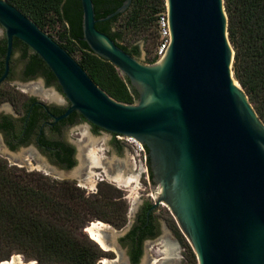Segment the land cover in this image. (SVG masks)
Returning <instances> with one entry per match:
<instances>
[{"label":"water","instance_id":"water-1","mask_svg":"<svg viewBox=\"0 0 264 264\" xmlns=\"http://www.w3.org/2000/svg\"><path fill=\"white\" fill-rule=\"evenodd\" d=\"M131 1L102 19L92 0L80 3L82 41L128 80L136 103L111 98L50 35L0 0L6 64L17 38L44 62L69 103L56 120L77 112L147 150L156 204L170 211L197 264H264V123L233 77L224 1L165 0L167 51L150 65L95 28Z\"/></svg>","mask_w":264,"mask_h":264},{"label":"trees","instance_id":"trees-1","mask_svg":"<svg viewBox=\"0 0 264 264\" xmlns=\"http://www.w3.org/2000/svg\"><path fill=\"white\" fill-rule=\"evenodd\" d=\"M32 20L42 31L55 21L66 26L65 45L70 55L77 49V62L95 85L111 98L125 104L137 100L128 80L119 76L109 62L94 55L82 41L80 0H5ZM227 16V36L234 51L232 73L256 113L264 123V0H223ZM96 19H102L119 8L124 0H92ZM104 5V8H102ZM158 16L166 12L165 0H132L125 11L135 24L141 12ZM121 15L96 23L95 28L107 35L123 51L139 57L138 46L130 49L119 44L121 35L113 31ZM155 62V57L150 63ZM52 76V74H51ZM53 77V76H52ZM147 151V150H146ZM11 168L0 161V240H17L36 248L40 264H97L103 256L99 246L83 233L84 225L99 204L90 202L73 183L43 178L35 186L32 180L13 176ZM34 174H28L34 179ZM27 176V174L25 175ZM101 209V208H100ZM99 209V210H100ZM119 216L125 217L121 206ZM122 226V225H121Z\"/></svg>","mask_w":264,"mask_h":264},{"label":"flooded vegetation","instance_id":"flooded-vegetation-1","mask_svg":"<svg viewBox=\"0 0 264 264\" xmlns=\"http://www.w3.org/2000/svg\"><path fill=\"white\" fill-rule=\"evenodd\" d=\"M7 48V35L0 25V78L8 66L7 75L0 83V158L24 167L36 163L38 168L60 178L74 170L70 181L60 180L74 185L79 180L86 182V174H92L91 169H99L98 175L93 174L99 183L116 187L117 183L109 179L107 174H121L134 177L136 181L132 185L135 186H139L144 177L151 189L153 183L148 160L142 165L138 153L118 139L117 135L92 126L77 112L56 120L66 112L69 103L53 74L17 38L12 39V49L6 64ZM46 91L55 93L59 100H49L43 96ZM84 124L87 126L85 131L82 128ZM104 133L106 143L104 139L98 140L95 145L100 147L94 153L90 148L92 140H88L91 136L96 138ZM111 154L114 155L112 160L108 159ZM91 156L97 158L98 166L93 165ZM117 188L127 187L117 185ZM90 195L94 196L93 203L96 204L129 205L125 210V225L118 229L111 226L103 229L101 235L107 248L96 243L103 252L98 264H187V253L182 248L179 233H175L161 220L160 206L163 204H156L152 194L113 197L95 190ZM177 228L180 231L178 225Z\"/></svg>","mask_w":264,"mask_h":264},{"label":"rangeland","instance_id":"rangeland-1","mask_svg":"<svg viewBox=\"0 0 264 264\" xmlns=\"http://www.w3.org/2000/svg\"><path fill=\"white\" fill-rule=\"evenodd\" d=\"M166 13V12H165ZM129 11L124 12L121 14L119 19L114 25V31L118 32L121 35V38L119 40V44L127 47L128 49L138 46L140 50V55L136 59L140 61L142 64L150 65L153 63H150L151 60L155 57L157 47L159 44V37H158V28H157V21L155 19V15H150L148 10H144L140 13L137 22L135 24L129 22ZM50 19L54 20L55 23L53 26H48L44 32L49 34L58 44L65 45L67 43V40L65 38L66 33V26H64L63 23H61L55 16H51ZM76 51L71 54V56L79 62L81 60V52L75 49ZM155 63V62H154ZM117 74L119 76H122L117 70ZM137 100H135L132 104L136 103ZM85 131L87 126L84 124L82 127ZM106 134L100 136V137H93L91 136L92 145L91 150L96 153L97 148L99 149L100 145H95L98 140L104 139L105 141ZM106 147V146H105ZM125 154L126 151H125ZM103 155V154H102ZM104 156V155H103ZM114 155H108V159H113ZM1 162H4L7 164L8 168L13 169L12 175L13 176H22L24 180H32V183L29 184V186H35L37 181L40 180L41 183H43V178L41 177H49L51 180H71L70 178L74 175V170H70L67 172L65 177H58L57 175H52L47 172V170H43L38 168V164L34 163L31 167H24L23 165L19 163H13L12 161H6L0 158ZM110 161V160H109ZM104 171V167L101 166ZM92 174H86V182L78 181L75 185L80 187L81 191L85 192V199H88L90 202L93 201V197L91 192H95L97 190L98 192L102 194H107L108 196L118 197V196H131L135 197L137 195H148L153 193L151 189H149V185L147 181L144 179V177L140 180V185L135 186L131 185L127 188H117L111 187L108 184L99 183V181L96 179L94 175H98L100 173L99 169H91L90 170ZM27 174V176H25ZM28 174H34V179H31L32 177H29ZM104 176V174H102ZM110 175L107 174V177ZM146 176V174L144 175ZM91 181V182H90ZM95 187V189H94ZM90 197V198H87ZM154 198V197H153ZM128 204L125 203L124 207L125 210L128 208ZM121 205H105V204H99L96 206V209H98L96 212H93L90 214V216L87 218V222L84 225L83 233L86 234L88 239L95 242L87 232V228L91 227L93 223H103L104 225L111 226L112 228L118 229L126 224L127 222V214L125 213V217H123V223L121 217L119 216V210ZM101 208V209H100ZM100 209V210H99ZM161 209V220H164L175 233H179V239L182 244V248L186 250L187 255V264H197L196 257L194 255V252L188 242V240L181 234V232L178 230L176 221L173 218V216L170 215V213L166 210L167 208L165 205L160 206ZM122 225V226H121ZM97 243V242H95ZM19 259L22 264H40V255L39 251L30 246L27 243L20 242L17 240L13 241H3L0 240V264L1 263H11L13 260ZM52 264H58L56 261H52ZM98 264V262H97Z\"/></svg>","mask_w":264,"mask_h":264},{"label":"built area","instance_id":"built-area-1","mask_svg":"<svg viewBox=\"0 0 264 264\" xmlns=\"http://www.w3.org/2000/svg\"><path fill=\"white\" fill-rule=\"evenodd\" d=\"M157 28H158V37H159V44L157 47V51L155 54V62L162 59L167 51L168 41H169V26L167 20V14L162 13L158 16L157 19ZM118 139L123 140L128 146H130L135 152L138 153L140 156L142 165H145L147 162L146 159V151L144 150L143 146L135 141L132 138H123L121 136H117Z\"/></svg>","mask_w":264,"mask_h":264},{"label":"bare ground","instance_id":"bare-ground-1","mask_svg":"<svg viewBox=\"0 0 264 264\" xmlns=\"http://www.w3.org/2000/svg\"><path fill=\"white\" fill-rule=\"evenodd\" d=\"M43 96H45L49 100H59V97L51 91L50 92L49 91L44 92ZM90 158L93 161V165L98 166L97 158L95 156H91ZM59 175H61V174H59ZM109 177L113 182L117 183V185L122 186V187L123 186L124 187L131 186L133 181H136L135 178L132 176H123L121 174H117V175L109 176ZM106 227H108V226L104 225L103 223L97 222V223H93L91 225V227H88L86 229L87 232L89 233L90 237L94 241H96L98 244H100L104 249H106L107 246L105 244L104 237H103V235L100 234L99 230L105 229ZM3 264H22V262L19 259H16V260L14 259L11 263L7 262V263H3ZM31 264H34V263H31Z\"/></svg>","mask_w":264,"mask_h":264}]
</instances>
